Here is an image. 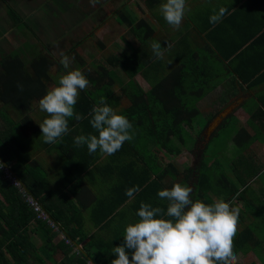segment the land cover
I'll list each match as a JSON object with an SVG mask.
<instances>
[{"label": "trees", "instance_id": "1", "mask_svg": "<svg viewBox=\"0 0 264 264\" xmlns=\"http://www.w3.org/2000/svg\"><path fill=\"white\" fill-rule=\"evenodd\" d=\"M148 3L153 6L157 0H148ZM121 17L125 19L124 16ZM241 45L239 44L230 53L234 55ZM208 47L206 43L203 50H208ZM244 52L243 54H246ZM198 53L194 54L191 51L185 54L187 56L182 57L177 69L164 76L150 91L143 92L139 89L131 94L124 91L123 94L130 101V106L118 114L126 116L132 123L133 139L124 142L117 152L109 155L105 165L97 164L100 159L99 150L89 154L86 145L69 149L67 160L59 170L61 184L58 190H52L48 186L49 177L47 178L46 172L37 162L31 160L29 146L17 137L18 133L13 128L14 124L7 122L2 124L3 129L0 130L2 163L12 172L23 189L52 217L58 229L55 231L47 222L37 218L25 201V197L11 184L0 168V264L95 262V256H91L90 253L94 245L90 241L80 250H76V246H79L86 238L83 235L86 233H81L82 226L81 228L79 225H77L78 228L71 226L74 214L81 213V209L75 207L73 197L82 189L81 185L79 186L82 179L92 180L95 172L106 179V183L109 179L112 186L109 190L110 202L101 200L99 203L98 201L90 211V221L94 226L101 228L107 224L127 201H129L127 208L136 220H138L136 212L141 202L166 210L167 201L161 200L157 192L164 188H171L173 183L178 182L187 186L191 183L193 199L195 195L204 203H212L214 201L212 197L223 199L225 202H232V199L243 202V208H246L243 213L246 214V218L239 215L234 253L247 255L249 252H254V255L263 258L262 264H264V256H261V251L258 252L260 248L264 251V189H260V187L264 188L261 182V178L264 179V164H260L261 160L258 157L241 154L255 141H264V95L256 97L258 98L257 110L248 112L249 118L246 124L253 134L249 135L247 129L241 128L233 137L238 150L242 151L237 159H232V166H236L234 173L240 171L238 174L240 176L234 177L241 188H237L232 181L230 182L227 175L213 174L212 170L208 171L216 163L214 161L210 165L211 161L203 159L206 157L204 151L206 145L198 156L197 164L193 167L179 170L173 164V160L182 153L180 146L177 147L173 143L176 141L179 145L185 146L184 126L192 129L193 117L199 114L196 103L204 97L199 91L194 98H190L193 94L192 90L202 82L200 77L207 76L208 72L205 70L206 63L202 65L198 61ZM37 57L29 65L31 75L25 73L23 61L17 57H9L0 62L1 103L27 112L29 99L34 96L40 99L46 93L45 82L50 81L48 71L52 62L46 56L37 55ZM229 61L232 64L237 59ZM79 66L84 69V73L89 71L93 76L88 75L90 87L80 91L74 107V111L82 119L77 121L75 117L68 118L69 132L60 138V141H69L70 144L77 135L96 134L90 125L89 113L96 100L104 97L99 90L114 83V79L108 76L110 73L105 66L98 67L100 69L98 74L84 68L83 61L79 62ZM233 67L227 65L225 68L230 69L241 85L246 86L247 89H252L258 83H264V61L253 70L241 71L235 65ZM188 77L193 80L191 84L190 80H186ZM236 83L238 85V82ZM18 85H21L22 89ZM28 119L29 117L25 116V120ZM211 119L205 123V126ZM256 119L258 124H255ZM145 137L148 139V150L145 151L147 153L138 147V143L143 142ZM155 150L161 152L162 156L169 158L171 162L163 164L162 160L156 157ZM216 155L217 153H213L209 158L213 159L212 156L216 157ZM252 158L260 160L259 165H256ZM252 179L253 181L247 185ZM252 185L259 187L255 190L251 188ZM133 186H138L140 191L133 199H130L125 195V190ZM258 190L259 194L253 196V192ZM70 211L73 213L72 220L67 217ZM100 213H102L101 216ZM246 221L248 222L243 226ZM56 237L60 239L54 243ZM36 239L39 244H36ZM58 254L61 256L59 261L55 260Z\"/></svg>", "mask_w": 264, "mask_h": 264}, {"label": "crops", "instance_id": "2", "mask_svg": "<svg viewBox=\"0 0 264 264\" xmlns=\"http://www.w3.org/2000/svg\"><path fill=\"white\" fill-rule=\"evenodd\" d=\"M164 2L165 0H157V3L150 6L148 0H140V2L137 0H119L116 2V5L109 8L110 14H113L107 25L98 29L90 38L84 36L80 30L78 34L80 37L84 36L83 42H89L93 38L95 41V48L102 51L107 50L104 42L105 35H111L115 31H118L120 36L119 40H117L118 45H115L116 41L112 42L110 47L113 46V48H115L114 53H110L106 59L109 60L110 65H113L112 68H119L120 65L125 66L123 68L135 70L136 78L140 79V81L135 82L140 86L143 92L150 91L152 87L160 82L163 79H161V77L159 78L160 75L163 74L164 77L177 69L182 57L187 56L185 54H189L191 51L194 54L195 52H200L205 48L206 43L209 46L208 50L206 49L207 58H215L218 66L222 68H225L227 65L233 67V63L231 64L229 60L237 59L235 66L238 70H253L264 61V0H186L188 11L179 29L168 25L163 19L160 13V5ZM133 3H136L138 8L137 11L133 10L135 6L132 5ZM220 6L226 7L228 9V14L220 23L212 25L209 23V17L212 15L213 9H218ZM3 8L4 6L0 5V9ZM121 16H124L125 19ZM84 23L85 21L82 20L79 26H82ZM14 28L18 27H15V25L12 26V23L7 24L3 21L0 22V58L2 54H8L10 57L12 56V45L4 46L5 42L3 41L4 37L8 35L5 31H13ZM80 28L81 27L78 29ZM70 31H72L71 26L66 30V33ZM70 34H68V36ZM69 40H71V38H69ZM153 42H160L162 49L166 48L165 42H167V45L171 46L170 49L164 52L163 59H155L151 49ZM239 44H242L240 49L232 55L230 52ZM243 52L246 54H243ZM225 58L228 59L225 60ZM22 59L26 69L25 73L31 75L32 72L27 66L29 62L34 59L33 55L30 54L28 57L24 56ZM81 59L82 58L79 57L78 63ZM197 59H199L198 55ZM161 66H164L166 70H161ZM110 67L111 66H109V68ZM84 68H87L86 65ZM81 70H83V68ZM48 73L49 75L51 74V69H49ZM139 74H142L143 77L140 78ZM151 75L153 78L150 79L149 77ZM231 75L235 76L233 73H231ZM145 76H147L146 80ZM152 79H155L156 83L150 84L149 80ZM234 79L238 84L240 83L239 79H236V77H234ZM50 81L48 83L45 82L46 91L50 89V86L48 87ZM232 84L234 85L235 82H232ZM89 87L90 83L88 85V88ZM219 88L222 90V87ZM123 92L124 90L121 88H116L115 95H110V99L117 100L114 108L118 106L117 104L122 98L123 102L127 103L123 109L130 106V101L124 96ZM255 92H258L257 96L264 95V83H258V85L253 87L252 91L247 89L246 95L239 94L233 99H237V102L234 101L238 107L236 110L241 113L242 117L245 116V122H247L249 118V109L246 108L245 111L242 105L246 100L252 98ZM119 93L122 94L119 95ZM257 96L254 98L256 102ZM37 98L38 97L34 96L29 99V109L27 112L22 109H14L0 102V130L3 129L2 124L5 122L2 117L5 116L10 123L14 124L13 128L18 134L23 133L26 137L30 136V141L27 142V144L29 146L31 160L37 162L43 171L50 177L52 174L55 175L65 163L64 161L57 166L56 161H61L58 156L62 154L65 155L72 147H77L74 144V138L72 144H70L69 141H59L56 144H47L43 142L39 124L44 118L38 119L37 115H34L35 109L38 108L39 99ZM224 108H226V106ZM122 110L117 111V113ZM256 110L257 108L253 111L255 112ZM233 113L231 115H234ZM25 116H28L29 119L25 120ZM37 135L38 139L36 138ZM56 145H58V147H55ZM53 148L58 149V154L55 152L50 153ZM99 155L100 159L97 164L105 165L109 155L100 152ZM105 181L106 179L95 172L92 180L82 179L79 184L82 189L73 197L75 207L80 208L81 213L79 215H77V213L74 214L71 226L76 227L79 225L80 228L82 226L81 233H86L83 234L86 236L85 240L81 242L79 246L77 245L78 249L76 250H80L81 247L89 241L94 245L93 248L90 249V253L91 256H95V262H88V264H110L111 260L115 258L114 254H112V248L122 243L124 227L130 222L137 221L129 212L127 208L129 201H127L128 203L126 202L125 205L120 207L119 212L103 227L99 228L93 225L90 221V211L93 209V206L96 205L98 201L99 203L101 200L110 202L111 199L109 190L112 183L109 179H107L108 183ZM48 183L50 188L52 187L54 190H58L54 187L55 184H50V180ZM72 214L73 213L70 211L69 216H67L70 220H72ZM101 215L102 213H100V216ZM84 226L86 231H84ZM59 239L60 237H56L54 243ZM235 255L237 257L236 264L263 263V259L259 260L256 255L251 253L247 255L237 253ZM251 257L256 261L252 260Z\"/></svg>", "mask_w": 264, "mask_h": 264}, {"label": "clouds", "instance_id": "3", "mask_svg": "<svg viewBox=\"0 0 264 264\" xmlns=\"http://www.w3.org/2000/svg\"><path fill=\"white\" fill-rule=\"evenodd\" d=\"M100 0H89L95 6ZM186 0H165L160 13L166 23L179 29L186 12ZM228 14L226 7L214 8L209 23L216 25ZM160 42H153L151 49L155 59H163ZM59 63L69 69L71 58L63 51ZM89 80L79 69L61 74L55 86L38 100V108L46 113L39 124L43 142L56 144L69 132L68 118L82 117L74 111L81 90L88 88ZM22 89L21 85H18ZM93 98L94 97H90ZM90 125L96 134L77 135L76 147L87 146L89 154L113 155L124 142L133 139V125L122 114H118L100 97L89 113ZM4 165L0 164V168ZM138 186L125 190L133 199L139 192ZM193 189L181 183L157 192L158 197L167 201L166 210L141 202L136 212L138 220L128 223L123 230L122 243L112 248L115 258L110 264H236L234 239L237 233L239 208L230 202L216 199L204 203L192 198ZM31 196V195H30Z\"/></svg>", "mask_w": 264, "mask_h": 264}, {"label": "rangeland", "instance_id": "4", "mask_svg": "<svg viewBox=\"0 0 264 264\" xmlns=\"http://www.w3.org/2000/svg\"><path fill=\"white\" fill-rule=\"evenodd\" d=\"M137 1L140 2V0H137ZM100 2H102V0H100ZM132 5H135L133 10L137 11L138 8L136 6V3H133ZM109 13H110L109 10H107V12H102L103 15H106ZM85 22L86 23H84L82 26H80L81 27L80 31L82 33H84V36L85 35L87 36L88 31L92 30L93 27H92V24L89 25L87 23L88 21H85ZM20 28H22V26H20ZM97 29H95L94 31L97 32L98 31ZM101 30H99V31H101ZM39 33H38L39 36L42 38L44 36V31L39 32ZM178 35H179V33H178ZM119 37L120 36H119L118 31H115L111 35H105L104 42L106 44L107 50L101 51L100 49L95 48V45H94L95 41L93 38L91 39L92 42H88L87 44H83L77 50L78 56L82 58L80 61H84L87 69H90L93 72H97V74H98L100 72L99 71L100 69L98 67L105 66L108 68V71H109L108 73H110L108 76L110 78H114V83L108 87L104 86L105 88L104 89L102 88V90H99V91H102V94L104 95V97H106L108 105L110 107H112L113 110L116 112L125 108V106L127 104V103L123 102V98H122L118 102V104H117L118 106L116 108H114L116 106L117 100L116 99H110V95L111 94L113 96L115 95V89L116 88H121L122 90L126 91L127 94H131V92L135 93L137 90L141 89L140 86H138L135 82V81H140V79L136 78V71L135 70L123 68L125 66H120V65H119V68H112L113 65H110L109 62L106 60L107 56L110 53H114L115 48H113V46L110 47V45L114 41H116L115 45H118L117 40H119ZM46 42L48 43V46L50 47L51 42L48 40ZM121 45H122V43H121ZM196 47H198V46H196ZM40 50H43V49L40 47ZM197 55L199 57L198 61L200 62V64L204 65V62L206 63L205 70H208V72L206 73L207 76L203 75L202 77H200L202 79V82L200 81L201 83H199V85H197V87L194 90H192L191 93H193V94L190 96V98H194L196 96V93H198L199 91L203 94L204 97L197 101V108H198L199 114L197 116L193 117V123L191 124L192 129L184 126L185 146L179 145V143L176 141L173 143V145H175L177 147L180 146L181 151H182L181 155L179 157H177L175 160H173V164L179 170H183V168H185V167H193L194 165L197 164V161L199 158L198 156H199L201 150L206 145L207 147L204 150L206 157L203 159H207L206 161H209V162L211 161L210 165L214 161L216 163V165H214L208 171L211 172V170H212L213 174L219 175L221 173V175H224V176L227 175L228 179H230V182L232 181L237 188H241L240 184L237 181H235V178L240 176V175H238V174H240V171L234 173L236 171L234 169L236 166H232L233 165L232 159L233 160H234V158L237 159L238 154H240V152H242V151L238 150V148L234 142L233 137L235 136V134L237 132H239V129H241V128L247 129L249 135L253 134V131L249 127H247V124H246L247 122H245V120H244L245 116L242 117L241 113L238 110H236L238 108L236 106L235 108H233V110L231 112V114H232L235 111L233 113L234 115L230 114V116H227V118L224 119V121L222 122V124L224 123L223 126H222V124L219 126V128H218L219 130L217 129L215 132L213 131L212 133H209L208 135L204 133V130L207 127V125L205 126V123L209 119L214 118L219 112H221L223 110V108L225 106L227 107L229 104L234 103V101L237 102V99L233 100L234 97H236L237 95H239V94L246 95L247 89L245 88L244 85H241V84H238V85L234 84L233 85L232 82H236V81L234 79L235 76L231 75L230 69L222 68V67L218 66L215 58L209 57L211 59H207L208 55L206 54L205 50L202 49ZM69 57L71 58L73 56L70 55ZM71 61L72 62L69 66V69H64V68L61 69L59 67L60 70H58V68H53L51 70V74H50V80L51 81H50L48 87L50 86V88H51L57 84L58 77L60 74H63L66 71H70L73 69H79V70L82 69L79 66V63L77 64V60H75V61L71 60ZM233 64L235 65V62ZM109 66H111V67L109 68ZM161 70L165 71L166 69L164 68V66H161ZM81 71L87 79H88V75L93 76V74L89 71L86 73H84V69ZM217 74L219 75L218 77L216 76ZM139 77L142 78L143 75L139 74ZM146 77L147 76H145V80H146ZM160 77H161V79L164 78L163 74L160 75L159 78ZM149 78L151 79V78H153V76L151 75ZM134 79H136V80H134ZM186 80H190V78L188 77V78H186ZM192 81L193 80H190V84ZM149 83L154 84V83H156V80L155 79L149 80ZM221 84H223V85H221ZM219 87H222V90H220ZM250 90L252 91L253 88ZM144 92H147V91H144ZM120 94H122V93H119V95ZM257 95H258V92H255L252 98H249L248 100H246L243 103L242 108L244 110L246 108H248L249 113L254 112L253 110L258 108V103L254 100L255 96H257ZM237 112H239V113H237ZM118 113H120V112H118ZM34 115H37L38 119H40L42 117L46 118V113L41 112L39 110V108L35 109ZM2 119L5 122L10 123L9 120L5 116L2 117ZM257 120L258 119L255 120V124H258ZM198 136H200L201 138L199 139ZM17 137L21 141H24L26 143L30 141V136L26 137L25 134H23V133L17 134ZM36 138L38 139V135L36 136ZM147 143H148V139H147V137H145L143 142L138 143V145H139L138 147L142 148V150L145 152L146 150H148V144ZM52 152H55L58 154V149L53 148V150H51L50 153H52ZM155 152H156V154H155L156 157H158L160 160H162L163 164L171 162V160L169 158H165L164 156H162L161 152H159L157 150H155ZM245 152H246V154H245ZM145 153H147V152H145ZM213 153H217L216 157L212 156L213 159L209 158ZM241 154H242V156L248 155V156H252V157H258L261 160V163L259 162L260 160L258 161V160H255L252 158L253 162L256 163V165H259V163L261 165H263L264 164V141L263 142H261V140L255 141L253 144H250L248 149L243 151ZM58 157H60L61 161L60 162L56 161L57 166H58V164L66 161L68 156L66 153L65 155L64 154L59 155ZM52 169H53V167H52ZM242 170H244V169H242ZM234 176H236V177H234ZM48 177H49V175H47V178ZM49 180H50L51 185L55 184L54 187L56 189L60 188L61 183H60V179H59V171H57V173L55 175H53V174L50 175ZM211 180H212V178H211ZM213 180L216 181V179H213ZM251 181H253V179L250 180V182ZM250 182L247 185H249ZM261 182L264 184V179L261 178ZM188 186H190L193 189L191 183ZM258 187L259 186H257V185L251 186V188H253L255 190ZM51 189L54 190L52 187H51ZM260 189L262 190L264 188L260 187ZM257 193L259 194V190L254 191L253 196H257ZM247 194L249 195V193H247ZM196 199H197V197L194 195V200H196ZM212 199L216 200L218 198L212 197ZM230 204L232 207H238L240 210L239 215L246 218V214L243 213L246 211V208L245 209L243 208L244 204L242 201H236V199L235 200L232 199V202H230ZM248 221L244 222L243 226ZM84 231H86L85 226H84ZM258 231H260V229H258ZM35 242H36V244H39V241L37 239L35 240ZM260 251L262 254L261 256H264L263 248H260L258 252H260ZM249 253L254 254V252H249ZM60 258H61V256L58 254L55 257V260L59 261ZM257 258L259 260L263 259V258L262 259L259 258L258 256H257ZM251 259L256 261L253 257H251Z\"/></svg>", "mask_w": 264, "mask_h": 264}, {"label": "flooded vegetation", "instance_id": "5", "mask_svg": "<svg viewBox=\"0 0 264 264\" xmlns=\"http://www.w3.org/2000/svg\"><path fill=\"white\" fill-rule=\"evenodd\" d=\"M118 1L102 0L93 7L88 0H0V5L4 6L0 9V22L12 23V26L18 27L13 31H5L8 35L4 37V46L12 45L11 57L23 60L24 56L28 57L31 54L35 61L37 55L46 56L52 62L50 69L60 70L63 68L59 63L61 51L68 56L72 55L71 60H79L77 50L88 43L83 42L84 36L80 37L78 34L82 20L88 21L89 25L92 24V30L87 33L90 38L95 29L108 24L113 14L103 15L102 12H107ZM70 26L72 31L66 33ZM43 31L44 36L41 38L39 32ZM47 40L51 42L50 47ZM40 47L43 50H40ZM9 57L8 54H2L0 62ZM30 63L27 68H30Z\"/></svg>", "mask_w": 264, "mask_h": 264}, {"label": "built area", "instance_id": "6", "mask_svg": "<svg viewBox=\"0 0 264 264\" xmlns=\"http://www.w3.org/2000/svg\"><path fill=\"white\" fill-rule=\"evenodd\" d=\"M4 172V175L6 178H8L11 182V184L18 189V191L25 197V201L27 202V204L32 208V210L34 211V213L36 214L37 218L40 220H43L45 222H47L55 231L58 229V227L51 222L47 215L45 214V212L43 211V209L40 207V205L34 200V198L30 195H28L25 190L23 189V187L21 186V184L19 182H17L10 173H8L3 167L1 168ZM90 264V263H89Z\"/></svg>", "mask_w": 264, "mask_h": 264}, {"label": "water", "instance_id": "7", "mask_svg": "<svg viewBox=\"0 0 264 264\" xmlns=\"http://www.w3.org/2000/svg\"><path fill=\"white\" fill-rule=\"evenodd\" d=\"M236 103H232L230 105H228L226 108H224L221 112H219L208 124L207 127L204 130L205 134H209L212 133L213 131L215 132L219 126L222 124V122L224 121V119L227 118V116H229L233 110V108L236 106ZM0 164H3L1 159H0ZM4 165V164H3ZM3 168L11 174V176L17 181L16 177L12 174V172H10L8 170V168L5 167V165L3 166ZM18 182V181H17ZM252 182V181H251ZM250 182V183H251ZM26 192V191H25ZM27 193V192H26ZM28 194V193H27ZM29 195V194H28ZM43 211L45 212V214L47 215L48 219L53 222L56 226V222L53 221L52 217L43 209ZM76 249H78V246H76Z\"/></svg>", "mask_w": 264, "mask_h": 264}]
</instances>
